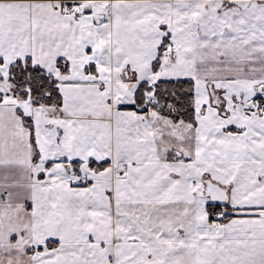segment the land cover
<instances>
[{"label":"snow or ice","instance_id":"snow-or-ice-1","mask_svg":"<svg viewBox=\"0 0 264 264\" xmlns=\"http://www.w3.org/2000/svg\"><path fill=\"white\" fill-rule=\"evenodd\" d=\"M0 264H264V0H0Z\"/></svg>","mask_w":264,"mask_h":264}]
</instances>
